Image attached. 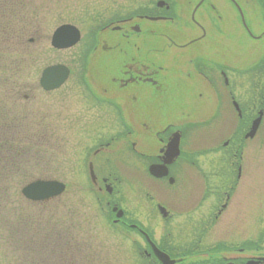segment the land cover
Listing matches in <instances>:
<instances>
[{"label":"rangeland","instance_id":"rangeland-1","mask_svg":"<svg viewBox=\"0 0 264 264\" xmlns=\"http://www.w3.org/2000/svg\"><path fill=\"white\" fill-rule=\"evenodd\" d=\"M135 3L136 0H0V76L14 74L18 119L26 120L23 110L30 106L26 112L30 119L26 123L12 129L0 128V264H29L26 246L30 237L33 238L31 244L37 248L35 254L43 258L42 264H145L132 248L137 235L120 225L113 226L114 218L109 206V203H118L147 223L144 221L147 220L146 209L138 208L137 204L139 191L144 188H158V195L151 198L154 203H167L163 199L167 196L172 198L174 194L175 209L191 211L197 218L194 220L199 221V207L194 210L186 208L187 202L198 203L204 196L200 190L204 178L194 170L195 167L189 169L194 171L192 175L195 178L187 177L200 187L195 188L194 201L186 199L183 203L185 198L181 199L182 196L168 183H153L146 174H132L125 170L123 163L114 162L110 152L101 151L96 156L91 153L88 158L90 151L99 145L91 139L106 129L91 128L89 132L88 128L84 129L83 120L90 122L97 115L89 112L92 108L87 101L86 86L79 79L80 73H88L89 78L95 81L94 85L92 80L93 87L100 85L108 88L109 92H121L113 78L122 81L130 64L162 66L159 78L168 90L166 94H156L149 83L132 84L124 93L136 96L134 108L137 112L143 108L151 116L155 115L151 109L153 105L169 102L173 108L172 101L184 102L183 94L187 98L199 86L195 81L184 83L183 88L176 86L179 58L187 56L194 45L186 50L188 52H178L174 46L170 49L171 45L164 39L147 35V25L159 30L163 23L143 24L142 31L129 38L104 30L101 32V44L94 50L96 14L102 16L104 24L123 6L129 5L128 9H133ZM14 20L20 24H14ZM62 24L78 27L81 41L69 49H54L52 36ZM102 41L111 48H104ZM154 47L164 50L154 52ZM55 64L70 67L71 75L63 87L46 92L40 86L41 74L47 66ZM24 95H29L30 100H25ZM208 105L211 108L213 102ZM198 112H189L192 120H203L202 113ZM223 113L222 109L217 111L219 117ZM184 114L180 111L176 119ZM228 116L227 127L233 122L232 111ZM263 127L264 124L261 129ZM117 132L119 129L113 128L111 135L116 136ZM204 135L199 132L196 139H188L191 151L203 152L208 147L202 140ZM258 142L260 136L248 142L247 167L239 179L235 209L226 212L218 226L208 225L214 239L240 242L251 239L264 228V219L260 220L264 218V153L259 154ZM260 150L264 151V148ZM98 157L110 158L109 164L119 169L117 174L105 177L109 180L108 186L114 187L111 195L106 192L101 176L97 177L95 185L90 174L84 171L85 168L88 170L87 159ZM42 174L64 182L67 188L61 197L41 205L26 200L22 189L41 178ZM151 196L149 191L144 197ZM147 201L146 204L152 205V200ZM62 236L69 237L67 246L60 245ZM47 245L53 246V251ZM88 251L91 256L87 258Z\"/></svg>","mask_w":264,"mask_h":264},{"label":"flooded vegetation","instance_id":"flooded-vegetation-1","mask_svg":"<svg viewBox=\"0 0 264 264\" xmlns=\"http://www.w3.org/2000/svg\"><path fill=\"white\" fill-rule=\"evenodd\" d=\"M128 7L123 6L119 12L113 13L106 19L105 25L102 16L96 14L94 50L101 44V32L104 30L120 33L121 38H129L140 33L143 24L163 23V30L147 25V35L164 39L171 45L170 49L174 46L178 52H188L186 50L194 45L187 56L179 58L176 86L183 88L184 83L190 84L192 81L199 83V86L189 97L183 94L184 102L171 100L173 108L169 102V105L165 102L153 105L151 109L155 115L151 116L143 108L140 113L137 112L134 108L136 96L124 93L132 84L149 83L156 94H166L168 90L159 78L162 66L154 63L130 64L125 69L122 81L113 78L121 92H109L108 88L100 85L93 87L94 80L89 78L88 73H80L79 79L86 86L87 101L89 108H92L89 112L97 115L90 122L83 120L84 129L88 128V132L91 128L106 129L91 139L99 145L90 151L88 158L91 153L96 156L101 151L110 152L113 155L111 159L123 163L125 170L132 174H146L153 183H168L182 196L181 199L185 198L183 203L186 199L194 201L195 188L200 187L187 177L195 178L192 175L194 171L189 170L195 167L194 170L204 178L200 188L204 196L198 203L187 202L188 209L199 207L201 216L198 221L194 220L197 218L192 216L191 211L175 209L174 194L172 198L167 196L163 199L167 203H154L155 200L151 198L158 195V188H144L139 191L137 204L138 208L146 209L147 220L144 221L147 223L123 208L121 217L117 219V212L113 208L118 203L113 202L109 203L115 214L112 222L137 235L132 248L145 264H163L155 249L169 256L174 264H264L263 227L256 236L240 242L214 239L208 230V225L218 226L222 223L223 215L235 209V193L247 167L248 142L260 136L257 146L259 154L264 153L260 150L264 148V135L261 137L264 134V127L261 129L264 124V0H136L135 8ZM102 44L104 48H111L106 42L102 41ZM152 49L157 52L164 50L157 47ZM13 75L0 76V128L20 127L30 119V115L26 114L30 106L23 110L26 120L21 121L16 117ZM24 99L28 101L30 96L26 95ZM186 99L189 101L186 102ZM212 102L210 108L208 103ZM220 109L224 113L219 117L217 111ZM178 110L185 114L176 119V114L178 117L180 112ZM194 110L202 113V121L191 119L190 113ZM230 111L234 124L232 122L227 127ZM258 120V127L251 136ZM113 128L119 129L114 134L116 136L111 135ZM199 132L205 134L202 140L208 147L203 152L191 151L188 139H196ZM177 139L179 154L171 163H167L169 154L175 153V146L172 149L170 144H175ZM109 163L108 157L87 159L85 164L88 170L85 168L84 171L96 177L95 185L97 177L101 176L106 192L111 195L114 187L108 186L109 180L105 177L117 174L119 169H114ZM153 166H165L167 175L161 178L152 175L150 169ZM149 191L152 196L145 198ZM63 194L30 202L42 205ZM147 199L153 201L152 205L146 204ZM32 239H27L26 246L29 264H42L43 258L35 254L37 248L31 244ZM61 240L60 245H68L69 237L62 236ZM47 247L53 251V246Z\"/></svg>","mask_w":264,"mask_h":264},{"label":"water","instance_id":"water-1","mask_svg":"<svg viewBox=\"0 0 264 264\" xmlns=\"http://www.w3.org/2000/svg\"><path fill=\"white\" fill-rule=\"evenodd\" d=\"M81 39L80 30L71 24H64L59 26L55 32L53 33L51 44L54 48L63 50L69 49L75 46ZM70 69L63 64H55L46 67L40 78V85L46 91H52L59 89L69 78ZM259 120L254 125L250 135L253 136L257 127ZM179 140L177 139L175 144L171 143L170 147L174 149L175 153L169 154V160L167 163H171L172 159L175 158L179 154ZM163 169V170H162ZM161 170V171H160ZM151 174L156 177H164L167 175L168 171L165 166H153L151 169ZM65 184L57 181V180H37L34 181L27 186H25L22 190L23 195L34 201H42L52 197H56L62 194L65 191ZM116 211L117 208H114ZM122 215V211L120 210L118 213V217ZM157 256L162 261L163 264H174L169 256L155 249Z\"/></svg>","mask_w":264,"mask_h":264},{"label":"trees","instance_id":"trees-1","mask_svg":"<svg viewBox=\"0 0 264 264\" xmlns=\"http://www.w3.org/2000/svg\"><path fill=\"white\" fill-rule=\"evenodd\" d=\"M0 17H1V15H0ZM36 17H37V15H36ZM16 23H17V25L20 24V23H18L17 21L14 20V24H16ZM23 24H25V22ZM42 175L43 176L41 178H39V179H51V177H49L47 175H44V174H42ZM112 215H113V213H112ZM90 251H88L87 254H86L87 258L91 256V252Z\"/></svg>","mask_w":264,"mask_h":264},{"label":"bare ground","instance_id":"bare-ground-1","mask_svg":"<svg viewBox=\"0 0 264 264\" xmlns=\"http://www.w3.org/2000/svg\"><path fill=\"white\" fill-rule=\"evenodd\" d=\"M152 51L157 52V51H155V49H152ZM135 65H136V64H135Z\"/></svg>","mask_w":264,"mask_h":264}]
</instances>
